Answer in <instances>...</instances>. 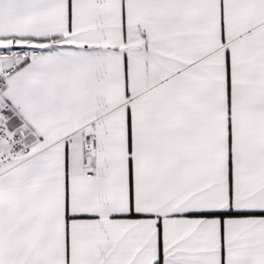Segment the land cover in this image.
<instances>
[{
    "label": "snow or ice",
    "instance_id": "obj_1",
    "mask_svg": "<svg viewBox=\"0 0 264 264\" xmlns=\"http://www.w3.org/2000/svg\"><path fill=\"white\" fill-rule=\"evenodd\" d=\"M0 264H264V0H0Z\"/></svg>",
    "mask_w": 264,
    "mask_h": 264
}]
</instances>
